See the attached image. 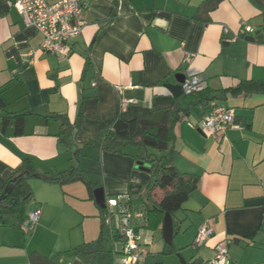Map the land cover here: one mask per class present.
Instances as JSON below:
<instances>
[{
	"label": "crops",
	"instance_id": "1",
	"mask_svg": "<svg viewBox=\"0 0 264 264\" xmlns=\"http://www.w3.org/2000/svg\"><path fill=\"white\" fill-rule=\"evenodd\" d=\"M13 1L0 0V187L27 160L38 175L28 181L27 215L38 210L40 217L28 231L0 225V264H87L76 252L85 245L99 251L97 264H124L115 224L103 228L86 184L40 176L77 168L101 175L106 201L145 199L151 174L134 163L139 148L123 155L91 142L119 118L165 114L175 138L159 156L172 154L199 184L175 215L173 253H164L162 228L144 229L140 264H209L222 243L231 264H264V92H232L241 82L264 83V43L241 35L243 23L262 29L264 0H222L215 9L207 0H84L85 26L67 55L44 51L43 36ZM181 75L199 78L208 101L175 97L167 85H180ZM216 108L232 111L235 122L213 136L200 124ZM207 223L215 234L196 247Z\"/></svg>",
	"mask_w": 264,
	"mask_h": 264
},
{
	"label": "trees",
	"instance_id": "2",
	"mask_svg": "<svg viewBox=\"0 0 264 264\" xmlns=\"http://www.w3.org/2000/svg\"><path fill=\"white\" fill-rule=\"evenodd\" d=\"M222 0H207L211 9H215ZM251 42L264 43V23L262 29L254 34L245 36ZM263 91L264 83L241 82L232 92L253 93ZM207 89L186 95L187 97L200 96L208 101ZM16 122L17 133H23V119L18 116ZM64 122H68L63 118ZM173 122L168 120L167 114L160 121L153 119H135L126 121L119 118L114 125L103 133L97 134L91 143L100 150L111 151L128 155L127 147L139 148V154L134 156V163H140L147 167L151 174V182L147 186L146 198L141 196H129L130 205H139L137 208L144 213L145 229H161L166 213L175 218L177 212L183 209V204L189 199L190 194L195 191L199 184V176L181 173L170 157L159 156L171 149L174 140ZM38 176L30 163L25 160L23 165L0 187V225L20 228L28 218L27 205L34 200V193L28 183L29 179ZM41 179L60 184L82 181L90 190L94 198V191L101 187V175L96 173L84 176L77 168L58 173L55 176H40ZM102 226L107 225L109 213L101 209ZM103 237L100 236L97 243L100 244ZM113 241L120 242L121 237L113 230ZM88 245L77 248V254L87 264H97L99 251H87ZM174 246H165V254H172Z\"/></svg>",
	"mask_w": 264,
	"mask_h": 264
},
{
	"label": "built area",
	"instance_id": "3",
	"mask_svg": "<svg viewBox=\"0 0 264 264\" xmlns=\"http://www.w3.org/2000/svg\"><path fill=\"white\" fill-rule=\"evenodd\" d=\"M12 7L24 18L25 24L35 28L44 38L42 48L44 51L53 54L67 55L69 42L79 37L84 29L85 22L82 17V10L85 6L84 0H14ZM229 33V29H224ZM256 28L246 23L242 24L241 35L247 36L255 33ZM192 60L191 55L185 58L186 63ZM182 91L185 95H191L204 89L199 78H190L182 84ZM132 102L124 100V104ZM235 116L232 111L223 108H216L201 122L200 127L208 130L213 136L229 126H234ZM109 218L115 224L114 231L121 237V247L115 243V251L124 255V264H140L144 262L147 250L143 243V231L145 216L141 210H135L129 203V197L116 196L106 201ZM40 211L31 213L21 228L28 231L31 226L37 223ZM215 234L211 223L203 225L196 236L194 245L201 246L208 238ZM209 264H231L227 245L219 244L215 249V256Z\"/></svg>",
	"mask_w": 264,
	"mask_h": 264
},
{
	"label": "water",
	"instance_id": "4",
	"mask_svg": "<svg viewBox=\"0 0 264 264\" xmlns=\"http://www.w3.org/2000/svg\"><path fill=\"white\" fill-rule=\"evenodd\" d=\"M186 77L184 75H181L178 78V82L180 85H167V88L173 93L175 97H179L183 94L182 86L181 84L185 81ZM95 200L96 203L102 208L105 209V201H106V194L103 188H99L95 191ZM162 233H163V240L165 244L168 246L173 245V238L175 235V226H174V220L170 213H166L163 221V227H162Z\"/></svg>",
	"mask_w": 264,
	"mask_h": 264
}]
</instances>
